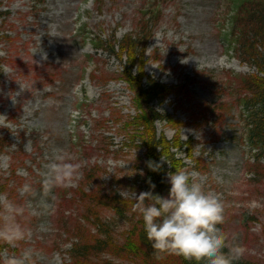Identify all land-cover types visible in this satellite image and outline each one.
Returning <instances> with one entry per match:
<instances>
[{
  "label": "rangeland",
  "instance_id": "obj_1",
  "mask_svg": "<svg viewBox=\"0 0 264 264\" xmlns=\"http://www.w3.org/2000/svg\"><path fill=\"white\" fill-rule=\"evenodd\" d=\"M0 1V116L6 118L0 117V132L8 134L0 152V240L6 245L0 250V264L11 259L17 264H68L70 242L58 228L57 212L74 215L80 210L76 203L59 205L53 192L54 199L48 198L51 210L32 214L42 191L43 164L56 150L84 162L78 179L53 191L71 193L80 182L88 189L101 177L107 185L118 176L113 186L123 196L135 197L127 182L137 173L141 154V149L125 144L119 122L135 112L130 90L117 79L122 63L95 48L88 37L82 40L80 33L84 30L90 37L115 31L120 38L133 31L148 1L44 0L33 9L34 0ZM159 1L161 16L148 41L145 71L169 84L187 74L196 80L187 96L170 94L156 106L184 122L183 140H195L194 159L179 154L194 180L222 195L226 219L218 227L230 241L234 238L247 248L243 260L264 264V178L258 179L250 166L256 152L244 135L247 111L234 101L231 89L232 75L255 68L234 54L224 36L221 23L229 0ZM214 101H228L224 119L216 125L197 118L202 105ZM73 110L79 114L74 125L69 119ZM156 127L167 137L175 132L165 121L158 120ZM94 165L100 167L99 179H85L84 171ZM25 184L35 195L22 191ZM9 205L16 208L14 213L8 212ZM102 215L115 239L122 241L129 214L107 209ZM16 225L23 237L6 239Z\"/></svg>",
  "mask_w": 264,
  "mask_h": 264
},
{
  "label": "trees",
  "instance_id": "obj_2",
  "mask_svg": "<svg viewBox=\"0 0 264 264\" xmlns=\"http://www.w3.org/2000/svg\"><path fill=\"white\" fill-rule=\"evenodd\" d=\"M147 1V6L142 7L135 20L133 31L125 33L120 38L116 37L115 31L107 36L97 33L90 37L84 33V30L80 33L82 40L88 37L95 48L115 56L122 63L117 79L124 81L131 91L135 112L119 122L127 140L125 144L141 149V154L136 164L137 173L127 182L136 191L135 197L123 196L113 186L115 181L119 183L118 176L111 177L112 180L107 185L101 177L88 189L80 182L71 193L53 191L56 192V195L54 193L53 195L57 197L59 205L76 203L80 210L74 215L71 213L65 215L63 211L57 212L58 228L70 242L67 250L68 264H123L121 260L126 259L138 264H195L183 260L182 257L170 255L157 259L146 239L143 222L133 210L136 196L141 192L151 191L153 195L167 196L170 188L167 173L186 166L180 152L183 151L186 158L194 159L195 140L192 137L183 140L180 135V128L184 122L175 118L173 114L161 112L156 104L164 102L170 94L187 96L189 86H192L190 83L196 79L194 75L187 74L177 83L169 84L145 71L148 41L153 36V29L161 16L160 1ZM43 2L44 0H34L32 9ZM224 13L226 14L221 27L224 28V36L229 46L241 61L255 68L249 73L232 75L231 78L235 80L232 81L231 89L235 92L234 101L241 106L242 111H247L243 125L244 135L250 149L256 152L250 166L256 177L262 179L264 178V0H229ZM93 75L98 76L96 73ZM225 103L216 104L215 101L204 103L199 110L202 115L197 118L216 125L224 119V111L228 107ZM193 118L196 116L193 115ZM158 120L165 121L175 128L171 137L157 130ZM7 138V133L0 132V152L6 146ZM161 157L169 161L171 167L164 163L159 171H152L148 167V162L159 163ZM195 161L199 163V159L195 158ZM100 172V167L94 165L84 171V177L99 179ZM12 174L16 176L14 171ZM4 186L2 188H5ZM10 193L15 197L14 189L11 188ZM107 209L120 216L129 214V227L124 231L122 241L115 239L109 221L102 215V211ZM4 242L0 240V250L6 246ZM105 254L120 261L102 257ZM239 264L255 263L242 259Z\"/></svg>",
  "mask_w": 264,
  "mask_h": 264
},
{
  "label": "clouds",
  "instance_id": "obj_3",
  "mask_svg": "<svg viewBox=\"0 0 264 264\" xmlns=\"http://www.w3.org/2000/svg\"><path fill=\"white\" fill-rule=\"evenodd\" d=\"M42 59H46V55ZM78 118V111L69 113L70 124L74 125ZM164 163L171 167L170 162L162 157L159 163L148 162V167L152 171H159ZM83 166V161L62 150L53 152L39 171L42 191L32 214H47L52 208L48 198L53 190L72 184L79 178ZM194 175L184 169H175L167 173L170 185L167 196L153 195L151 191L136 196L133 210L143 222L146 239L157 259L170 255L195 264H239L246 256L247 248L235 242L234 238L230 241L218 227L226 219L222 195L194 180ZM22 191L35 195L30 184H25ZM7 210L14 213L16 208L9 205ZM9 236L11 240L20 239L23 232L16 225L8 230L5 238ZM8 264H17V261L11 259Z\"/></svg>",
  "mask_w": 264,
  "mask_h": 264
}]
</instances>
